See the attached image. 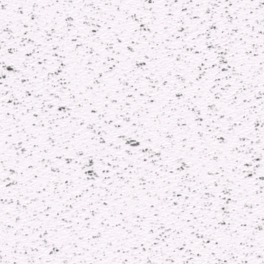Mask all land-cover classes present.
<instances>
[{
    "label": "snow or ice",
    "instance_id": "1",
    "mask_svg": "<svg viewBox=\"0 0 264 264\" xmlns=\"http://www.w3.org/2000/svg\"><path fill=\"white\" fill-rule=\"evenodd\" d=\"M0 264H264V0H0Z\"/></svg>",
    "mask_w": 264,
    "mask_h": 264
}]
</instances>
